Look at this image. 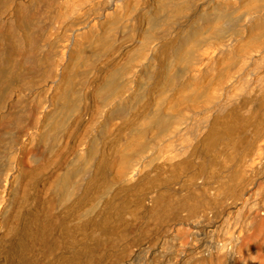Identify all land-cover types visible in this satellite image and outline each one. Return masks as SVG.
Listing matches in <instances>:
<instances>
[{
  "label": "bare ground",
  "instance_id": "6f19581e",
  "mask_svg": "<svg viewBox=\"0 0 264 264\" xmlns=\"http://www.w3.org/2000/svg\"><path fill=\"white\" fill-rule=\"evenodd\" d=\"M0 264H264V0H0Z\"/></svg>",
  "mask_w": 264,
  "mask_h": 264
}]
</instances>
